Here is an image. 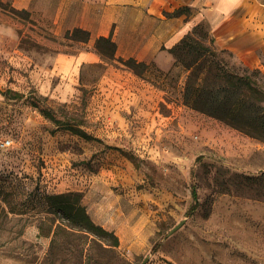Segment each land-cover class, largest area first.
Returning a JSON list of instances; mask_svg holds the SVG:
<instances>
[{
    "label": "rangeland",
    "instance_id": "rangeland-1",
    "mask_svg": "<svg viewBox=\"0 0 264 264\" xmlns=\"http://www.w3.org/2000/svg\"><path fill=\"white\" fill-rule=\"evenodd\" d=\"M54 12L51 0H0V207L28 211L0 230V264H264V140L185 105L171 48L117 46L103 59L98 39ZM221 57L260 70L264 88V69ZM131 58L150 65L144 76ZM66 193L82 194L118 247L55 233L68 222L40 197Z\"/></svg>",
    "mask_w": 264,
    "mask_h": 264
},
{
    "label": "trees",
    "instance_id": "trees-1",
    "mask_svg": "<svg viewBox=\"0 0 264 264\" xmlns=\"http://www.w3.org/2000/svg\"><path fill=\"white\" fill-rule=\"evenodd\" d=\"M186 11H188L187 8H181L168 16H180ZM74 33L84 35V42L89 41L88 31L77 28ZM96 49L103 59H115L116 57L117 46L111 37H100L96 42ZM170 53L175 58V64L180 65L187 72L183 92L185 105L219 119L251 137L264 140V88L258 79L261 75L260 70L245 69L240 74L229 69L228 63L221 57V54H228L232 58L233 55L215 48V40L204 25L195 27L191 33L170 49ZM126 65L141 76H144L150 68L149 64L138 62L134 58L126 61ZM4 95L9 100L24 98L23 95L13 91H8ZM41 113L73 134L88 141L101 142L100 139L83 131L77 125L57 120L48 107L41 108ZM117 150L121 151V149ZM122 152L134 160L133 155ZM4 194V189L0 187V198ZM192 195L197 201L196 189H193ZM40 199L48 206L49 213H57L68 222L60 223L56 234L59 232L58 229H61L68 234H79L89 243L100 247L119 246V239L113 232L97 225L92 220L82 204L81 193L44 194ZM24 207H9V210L0 207V230H3V226L10 219V214L27 215L28 211ZM194 210H196V205L192 208V211ZM22 231L23 228L20 232ZM108 238H113L114 243H109Z\"/></svg>",
    "mask_w": 264,
    "mask_h": 264
},
{
    "label": "crops",
    "instance_id": "crops-1",
    "mask_svg": "<svg viewBox=\"0 0 264 264\" xmlns=\"http://www.w3.org/2000/svg\"><path fill=\"white\" fill-rule=\"evenodd\" d=\"M51 1L56 23H71L93 39L111 37L116 46L149 49V55L208 25L217 50L245 67L264 69V0ZM181 8L188 11L168 16ZM127 40L131 43H120Z\"/></svg>",
    "mask_w": 264,
    "mask_h": 264
},
{
    "label": "water",
    "instance_id": "water-1",
    "mask_svg": "<svg viewBox=\"0 0 264 264\" xmlns=\"http://www.w3.org/2000/svg\"><path fill=\"white\" fill-rule=\"evenodd\" d=\"M184 224V222L183 223H181L180 225H178L172 232H171V235L173 234V233H175L182 225Z\"/></svg>",
    "mask_w": 264,
    "mask_h": 264
}]
</instances>
